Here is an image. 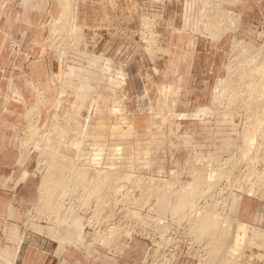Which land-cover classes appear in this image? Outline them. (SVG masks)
<instances>
[{
	"label": "rangeland",
	"instance_id": "1",
	"mask_svg": "<svg viewBox=\"0 0 264 264\" xmlns=\"http://www.w3.org/2000/svg\"><path fill=\"white\" fill-rule=\"evenodd\" d=\"M187 1L188 0H171V2L175 4L178 14L176 30L180 29L184 31V33L187 32V30H184V20L187 13L188 16L203 21L201 24V30H204L203 33H196L189 30L190 35L198 38L201 37L204 40L208 39L209 42H219L218 48L215 50V53H213V61L211 60L209 64L208 72L202 71L199 73L196 82L197 87L194 92L200 99H208V101L210 100L209 102L186 103L180 99L181 96L188 94L189 89L195 87L192 85L193 82H191L189 83L190 85L188 84V86L183 88L182 91L177 92L174 97L172 96L171 100L173 101L170 102L169 107H165L166 109L164 112H160L158 108L159 102L153 109L150 108L149 104L147 105L144 102L136 104L131 99L122 105H118L115 97L117 91L115 93L112 92L113 89H115L113 85H105L104 82L99 81L98 86H96L94 90L95 94H93L92 100H90L87 105L86 102H84L86 94L83 93L80 88L74 87V102H64L62 108H56L55 105V107L53 106V109L50 108L47 113V118L43 117L42 119H39V122L37 123L38 129L46 132L47 135L50 134V131H55L53 125L57 122V118L60 121H65L61 123V130L66 128L65 137H62V139L54 132L52 138L56 141L60 139L62 142L65 141L66 143H62L65 144V148H67V141L70 142L75 136L74 133L78 130V135L82 134L81 139L88 145H85L86 147H84L85 149L87 148V151L92 152V149L95 146L93 142L102 143L107 147L104 160L109 163L112 161L118 162L120 166V169L111 171L113 173L110 174L111 177L109 176L110 180L109 177H107L108 180H102V183H100V187L104 188V192L108 194L106 198L100 200L93 196L90 199L91 202L89 201L90 204L85 207L83 206V201L87 200H84L83 192L94 191L93 189L96 184L92 183L90 188L83 189L82 186L84 184L85 187V183L82 182L83 184L80 183L78 185L80 182L78 180L76 181L77 183L75 182L76 184H74L75 188H79L80 190L74 189L75 191L77 190L75 192L71 189V183L67 181L68 186L65 188L66 191L64 197L60 199L59 197H55L54 203L56 204L57 202L62 210H71L72 207L77 205L79 213H76V215L71 211H67L68 214L75 215L74 217L76 218L70 223L64 222L58 224L56 215L50 208V203L47 204L48 202L44 203V201L40 202L42 179L45 173L48 172L50 165L54 164V162H52V159L44 162L39 149L32 148L34 147V142L32 143L31 141V129L27 128V143L20 151L19 157L24 148L28 147L31 149L29 159L24 166L20 167L17 165L14 168L12 176L7 181L8 184L5 183L3 187L14 189L21 184L24 185L27 183L29 187L32 188V194H30V198L27 199L28 201L30 200L28 203L29 206L23 211L24 233H27V236L29 235V237L35 236L43 238L46 242L50 243V245L44 243L39 247L38 256L34 253L32 254L31 260L33 264H52L58 246V231L62 229L67 230L68 228L73 230L77 239H85L82 244L79 241L76 242L78 247L76 246L75 250L70 252L69 250H71L72 245L69 243H62L60 248L62 252L61 261L65 260L64 264H206L204 259L207 257V252L204 248L206 246L207 236L201 234L199 237L197 233L195 234L191 231L192 223L194 219L197 218V212L206 211L212 213L213 211L214 214L220 213L219 215H225V211L230 216L238 219L239 222H243L242 220H239L238 217L233 216L229 210L231 197L237 195L240 198L244 197L257 201H264V190L262 189L260 191L258 186L256 187V194L251 197L244 196L241 193L230 192L226 203V200H223L224 198L205 199L202 198V195L199 197V193L197 194L196 190L192 192L194 195L191 196V199L194 201V206L192 208L195 207V211L197 212H192V208L189 207L186 208V210H183L184 212L180 213L175 210L177 203L182 198L184 188L188 183L192 182L193 179L191 174V179L188 176L190 173L189 170L192 166L185 165L188 159H186V149H184L185 144L187 141H190L188 146L194 147L193 143L204 142L206 143V146L203 149L204 154L208 153L211 144L207 142L208 134H206V127L208 128L207 130H210L211 126H214L213 120H211L212 118L209 116L214 115L216 121L221 122L224 120V118L221 117L223 112H252L259 108L261 111L264 110V100L262 103L255 97L256 88H247L245 86L243 88L242 86L238 88L239 85H237L238 87H236L234 91L228 87V85L223 87L221 94L225 96L221 97V104L225 106L222 105L220 108H213V93L218 84V79L221 77L229 78V81L230 78L237 79L234 74L230 75V73H227L226 69V66L231 62L237 61L236 57H232L233 41L238 39L240 42L244 43L245 45L243 44V47H246L244 52L249 51L250 53H253L254 50L261 48L264 49V0H243V3L237 2L238 0L233 1H236L238 4L232 3V0H220L223 2L222 7H228L230 11L235 14L231 18L234 17L233 19H235V17H237L235 22H237L239 27L235 31L226 32L219 39L215 38V40L212 36H209L210 34L208 35L209 30L207 19L209 17L203 18L201 16L202 14H200V11L203 8L205 10H203V12H207L208 10L210 11L207 12L208 14L214 13L215 10L214 8L212 9L213 6L209 3H207V6L209 7L203 6V0H190V7L189 10H187ZM52 2L54 6L58 7V14L61 9V2L57 0H52ZM58 15L51 18V20H49L50 18L48 17L46 25V47L50 52V59L55 64H59L63 70V68H66L70 55L74 50H72L70 52L71 54L66 57V62L60 61L58 53L54 51V48H56L57 51L60 49L61 52L62 48L66 49L71 44L70 36L67 35L66 31L62 30L55 33V36H58L59 38L55 46H52L50 42L48 45V40L50 39V25ZM192 20L196 22V20ZM216 25L217 24H214L216 27L215 30L217 31L219 27ZM212 28L213 26L210 27V30ZM152 36H154V38L156 36L157 43L153 44L151 51H153V49L156 50L151 54L148 52L149 50L146 49L145 43L147 40H153ZM137 38L140 42L141 49L147 55L150 64H153L157 80L163 84L166 81V68L164 67V64L167 63L168 65L171 55L161 49V47L164 49L165 46L159 43L161 41V34L158 30L156 20L152 17L142 16L140 28L137 32ZM251 46L253 49H251ZM79 47L82 49L83 45L80 44ZM248 47L251 48L248 49ZM210 52L211 50H207V54ZM12 53L14 52L12 51ZM122 65L126 67L127 64L124 63ZM161 67H164V69L161 70ZM249 67L251 66H248L247 68ZM233 70H235L234 67ZM167 74L172 76L171 81L177 82L178 76L176 79H173L175 75L170 72H167ZM236 75L239 77L238 74ZM124 76L126 77V72L124 73ZM254 78V81L259 80L258 76H255ZM100 80H102L101 76ZM177 91L179 90L177 89ZM106 93H109L112 100L110 99L111 102H108L107 109L100 111L102 107L100 101L105 99ZM232 94H239V96H227ZM117 97H119V95ZM96 104L99 106H96ZM228 104H231L232 107L228 108ZM117 105L122 110L120 113L113 112L114 106ZM205 107H208L210 114H208L206 118L201 116V118H205L201 124V119H195L191 114ZM66 108L70 109L68 113ZM219 113L220 115H218ZM226 113H224V115ZM170 114H190V116L176 118L170 116ZM52 116L54 118L56 116V118L53 119ZM70 118H74L77 124L75 123V125L71 124L68 126L67 121ZM89 119H91L93 124H99L100 122L103 123L105 127L101 131V134L95 132V126L97 125L93 127L89 126L88 131L84 132L83 127H85V124L88 123L87 121ZM235 119L238 120L239 118L235 117ZM209 120L211 121L209 122ZM205 121L208 123L206 124ZM262 125H264V119L259 120V124H256L255 127H247L244 134L249 135V138L252 134H255L256 136V131L258 128H261ZM224 130L225 125H220V139L217 142L215 153L218 149L223 148L224 141L230 136V134H222ZM133 131L136 132L134 133ZM189 132L192 133L194 141L191 140ZM71 134L73 136H71ZM262 134L264 135V133ZM210 137L212 142H214L213 135H210ZM244 143L246 144V148H244L245 151L242 156L236 150H234L233 153L225 155V153L230 152L229 148L221 153L222 161L227 159L230 155L233 156V158H237L236 162L245 158H248V161L253 162L262 157L261 154H250L252 145L249 142ZM195 145L198 144L195 143ZM70 147L72 148V146ZM62 151L64 152L63 154L67 153L64 149H62ZM262 154L264 157V150L262 151ZM191 157H197L196 151L192 150ZM152 159L155 160V163H151ZM87 162V159L81 157V161L79 160L73 163L74 165L76 164L75 166L86 169V166L84 165ZM104 165L105 167H109L110 164ZM257 167H264V160L260 161L257 164ZM23 170H27L30 175L26 180L21 181L20 178ZM245 174L246 172L244 173V177ZM113 178L115 182L111 180ZM119 178H122L121 181H118ZM151 180L154 181L153 183L155 186H153ZM225 180L226 179L220 180L219 184H222ZM119 185H121V187H119ZM158 186L159 188L161 187L162 190L168 192L166 193L167 198H165L166 196L165 194L163 195L161 189H157ZM118 187L119 190L117 192L116 189ZM230 187V191L239 189V184L233 179ZM48 198L49 196L47 197V200ZM50 200L51 198L48 201L50 202ZM41 204L44 205L42 206L44 208L41 207ZM46 204L49 206L47 207ZM99 204H101V207L98 206ZM90 205L99 208L100 210L98 213L94 214L86 212V208ZM84 209L86 210L82 211ZM29 220H33L38 226L41 225L42 231L32 228ZM249 225L250 229L247 233V237L245 236V241L241 243V253L237 254L235 256L236 258L233 257L234 259L228 261L227 264H264V229L258 225ZM50 228L55 229L56 233H52V231L49 233ZM255 229L260 232V235L254 236L253 233ZM75 236H73V239H75ZM241 236H243V234ZM89 245L91 246V249L87 251ZM70 259L72 260L70 261ZM0 262L5 264L3 261Z\"/></svg>",
	"mask_w": 264,
	"mask_h": 264
},
{
	"label": "crops",
	"instance_id": "2",
	"mask_svg": "<svg viewBox=\"0 0 264 264\" xmlns=\"http://www.w3.org/2000/svg\"><path fill=\"white\" fill-rule=\"evenodd\" d=\"M189 7L190 0L187 10ZM0 10L6 15L0 21V261L33 264L32 254L38 256L39 247L50 243L24 233L23 211L29 206L27 199L32 188L27 183L14 189L3 187L14 168L24 166L29 159L27 147L20 157L19 153L27 143L31 118L35 116L38 122L39 118H47L50 108L53 109L59 99L60 108L64 102H74V87L86 94L87 105L102 81L104 57L108 58L110 68L105 81L114 77L120 81L115 95L118 105L131 99L136 104H149L153 109L162 98L163 86H172L180 92L191 82L195 87L180 99L186 103L207 102L208 99H200L194 92L197 77L202 71L208 72L219 42L190 35L189 30L203 33V21L187 13L184 20L187 32L176 30L178 14L171 0H78L73 24L84 31L83 48L70 53L69 62L62 70L50 59L46 47L48 17L51 20L59 14L52 0H0ZM142 16L156 20L161 34L159 43L171 55L168 65L164 64L166 81L163 84L157 80L153 64L137 38ZM13 40L17 42L14 53L9 45ZM207 50L211 52L207 54ZM124 63L126 67L122 65ZM167 72L175 75L173 79L178 76L177 82L171 81L172 76ZM52 78L57 85L51 84ZM110 99L112 97L106 93L105 99L100 101L102 110L107 109ZM229 210L239 220L264 229V201L233 195ZM74 234L69 228L58 231V246L52 264L65 262L61 261L62 243L72 245L70 252L75 250L76 242H84L85 238L79 240Z\"/></svg>",
	"mask_w": 264,
	"mask_h": 264
},
{
	"label": "bare ground",
	"instance_id": "3",
	"mask_svg": "<svg viewBox=\"0 0 264 264\" xmlns=\"http://www.w3.org/2000/svg\"><path fill=\"white\" fill-rule=\"evenodd\" d=\"M57 1L61 2V9H60V12H59V15L57 16V18L54 19L52 21V24L50 25V28H51L50 29V36H49L50 39L48 40V42H50V44L52 46H55L56 42L59 40L58 36H55V33H57L59 30L66 31L67 35L70 36V41H71V44L69 45V47L66 49L62 48L61 52H60V49H58L59 51H57V49L54 48L59 53V58L62 59V62H66V57L70 54V52L72 50H74V51L81 50L79 45L81 44L84 31H82L81 28H77L73 24L74 8H75V4L78 0H57ZM233 1L234 0H232V3H234V4H236L237 2L242 3V0H238L237 2L236 1L233 2ZM228 2H231V1H228ZM207 3H209L213 6L212 9L214 8V10H215L214 13L208 14L207 12H210L208 10H207V12H203V10H204V8H203L200 11L201 12L200 14H202L201 16L203 18L209 17L207 19L208 20V30H209L208 35L210 34L209 36H212L215 40V38L219 39L223 34H225L228 31H235L238 29L239 26L237 25V22H235L237 17H235V19H233L234 17L231 18L235 14L232 11H230V9L228 7H222V5H223L222 1H220V0H203L202 4H204L203 6H205V7H209V6H207ZM214 24H217L216 26L219 27L218 28L219 30L218 29H217V31L215 30L216 27L214 26ZM211 26H213V28L210 30ZM156 36H158V35H156ZM156 36H155V38H154V36H152V38L155 42L153 40H147L145 43L146 49H148L149 50L148 52H150L151 54L154 52V50H156V49H153V51H151L153 48V44L157 43ZM243 44L244 43L240 42V40H238V39H235L233 41L232 57H234V58L236 57L237 61L231 62L228 66H226V69H227V73H230V75L234 74L237 79L230 78V81L228 80L229 78L227 79L226 77L225 78L221 77L218 79V81H217L218 84L215 87L214 93H213V108H220L223 105V104H221V97L225 96V95H222L221 91H222V88L226 87L227 85L233 91L235 90L236 87H238L237 85H239L238 88H240L241 86H242V88L244 86L247 88L255 87L256 88L255 97L258 101H261L263 103V100H264V51L263 50L264 49L261 48L258 50H254L255 52L252 50L253 53H250L249 51L244 52V49L246 47H243ZM251 47H248V49H250ZM58 48H60V47H58ZM158 48H160V47H158ZM161 49L166 53L169 52L168 50L163 49L162 47H161ZM251 49H253V47ZM101 64H102L101 77L103 78L101 82H104L108 85H113V87L115 89H113L112 92L115 93L118 90L116 86L120 84V81L118 80V78H109L107 81H105L106 74H108L109 69H110L108 58L104 57V61ZM248 66H251V67L247 68ZM233 67L235 68V70H233ZM231 68L233 71L231 70ZM236 74H238L239 77H237ZM255 76H258L259 80L254 81L253 79H255L254 78ZM51 84L57 85L58 83L56 84L54 82V79L52 78ZM176 94H177V88H174L172 86H163V89L161 92L162 98L159 100V104H158L159 105L158 108H159L160 112H164L166 109L165 107L170 106V102L173 101V100H171V98H172V96L174 97ZM227 96L238 97L239 94H232V95H227ZM82 99H83V97H82ZM174 101H175V99H174ZM55 105H56V107H61V100L59 99L57 104H55ZM172 105H173V103H172ZM228 105H229L228 108L232 107L231 104H228ZM96 106H99V105L96 104ZM223 106H225V105H223ZM226 107H227V105H226ZM263 107H264V104H263ZM73 109H75V108H73ZM100 111H102V109ZM121 111L122 110L119 108L118 105L114 106V108H113L114 113H120ZM227 113L229 114V112H227ZM208 114H210V110L208 109V107H205V108H201L198 111L192 113L191 116L194 117L195 119H198V120L199 119L204 120ZM156 115H159V114H156ZM56 116H55V118H56ZM170 116H174L176 118H183L184 116H186V117L190 116V114L189 115L188 114H175V115L170 114ZM201 116H204L205 118L202 117L203 118L202 119ZM34 117L35 116H33L30 120L31 121L30 129H31V134H32L31 135L32 136L31 141H32V143L34 142V147H32V148L39 149V151L41 153V157H43V159H44L43 160L44 162H47V160H51V159H52V162H54V164L50 165V167L48 166L49 167L48 172L45 173V175L42 179V184H41V188H40V202L44 201V203L45 202H48L47 204L50 203V206H51L50 208H51L52 212L56 215L58 224H61L64 222L70 223L76 219L74 217L76 215V213H79V211H78L79 209H78L77 205H75V207H72L71 210H65L64 209L65 210L64 211L61 209V207H59L57 202H56V204L54 203L55 197H57V198L59 197V199L64 197V195H65L64 193L66 191L65 188L68 186L67 181L71 183V186H72L71 189L72 190L77 189V188H75V184L77 183L76 181H78V180L80 181L78 183V185L82 182L85 183V187H84V184L82 183L83 189L90 188L92 183L96 184L94 186V189L92 188L94 190L92 192H83L81 190L84 194V200L85 199L87 200V201H83V206L84 207L88 206V204H90L89 201L93 196L97 197V199L99 198L100 200H102L103 198H106V196L108 194L106 192H104V188L100 187V183H102V180H104V181L108 180L107 177H109L110 174L113 173V172H111L112 170L120 169L119 163L114 162V161L109 163V162L104 160V156L106 155V151H107L106 148L107 147H105L102 143L100 144L97 142H93L95 146L93 147L92 152L87 151L86 150L87 148L86 149L84 148V147H86L85 145H87V144L85 143V141H83L81 139L82 134L78 135L77 129H76L77 133L76 132L74 133L75 136L71 139V141L68 142L66 140L68 144L66 145L67 148H65L64 147L65 144H62V143H66L65 141L62 142L61 139L58 141L52 139L54 132L56 134H58L61 138L65 137V134H66L65 129L66 128L61 130L62 129L61 123L65 122V121L61 120L62 121L61 122L57 118V120H56L57 122L53 125L55 131L52 130V131H50V134L47 135L46 132L40 131L38 129V126H37L38 121H36V119ZM55 118L53 117V119H55ZM52 122H53V120H52ZM87 122L88 123L85 124V127H83L84 132L88 131L89 126L93 127V126L97 125V126H95V128H96L95 132L101 134V131L105 127L102 122H100L99 124L98 123L93 124L91 122V119H89ZM75 123L77 124V122L75 121L74 118H70L67 121L68 126L71 124L75 125ZM71 136H73V135L71 134ZM241 138L243 139V142H249L251 145L256 140L255 134H252V136L250 138H249V135L243 134L241 136ZM189 143H190V141H187L186 145L188 146ZM234 143H235V139L234 138L232 139L231 136H228V139L224 141L223 148L218 149V151L216 152V155L220 160L219 163H221V161H222V154L221 153H223L225 150H228L230 148L229 154L233 153V151L235 150V148L233 147ZM70 146H72V148ZM27 149L30 153L31 149L28 147H27ZM62 149H64L65 152H67V153L63 154L64 152L62 151ZM90 150H91V148H90ZM81 157L83 159L88 160V162L84 165V166H86V169H82V167L75 166L76 164L74 165V163H73L75 161H79V160L81 161ZM209 157H212V156H209ZM210 161H212V158L208 159L204 155H200V157H196V158L195 157L192 158L191 156H190V158L188 157L185 165L186 166H189V165L192 166V168L189 170V172L193 176V179H192V182L188 183V185L184 188L182 198L179 200V202L177 203V206L175 207V210L178 213L184 212L183 210H186V208H188V207L192 208L194 206L193 205L194 201H192V199H191V196L194 195V194H192L193 191L197 190V194L199 193L198 196L203 195L206 192V190H211L214 187V184L219 183L220 180H222V179L228 178V175L226 174L225 170L218 169L217 170L218 172H215V174H214L213 170L210 168ZM234 161L236 162L237 158H233V156L230 155L227 158V161L224 162V164L231 163V165L233 167H235L236 163ZM104 164H106V165L110 164L109 165L110 168L105 167ZM117 166H119V167H117ZM186 171H188V170H186ZM237 173L241 174L240 172H237ZM29 175L30 174L28 171L23 170L20 180L21 181L26 180ZM120 176H121V174H120ZM110 177H109V180H110ZM114 178H115V176H114ZM114 178L111 180L115 182ZM121 179L122 178H119L118 181L119 180L121 181ZM244 179H245V181H248L247 180V174H245ZM151 181H152V183L154 182L153 180H151ZM219 185H221V184H219ZM153 186H155L154 183H153ZM115 187H117V186H115ZM119 187H121V185H119ZM119 187L116 189L117 192L119 190ZM238 188L240 190H242V189L244 190L243 185H239ZM248 188H249V190H247L246 192H252V188L251 187H248ZM157 189H161V187L159 188V186H158ZM90 191H91V189H90ZM161 191H162L163 195L165 194V196H166V193H168L166 190L161 189ZM151 195H152V193H151ZM48 196H49L48 200L51 198L50 202L47 200ZM165 198H167V196ZM227 198L228 197L223 199V200H226L225 203L228 201ZM45 200H47V201H45ZM100 205L101 204H99L98 206L101 207ZM42 206H44V205L41 204V207ZM48 206L49 205H47V207ZM42 208H44V207H42ZM105 209H107V208H105ZM85 210L86 209H84L82 211H85ZM99 210H100L99 208L92 206L90 208V213L96 214V213H98ZM195 210H196L195 207L191 209L192 212ZM67 211H71L75 215H71L70 213L68 214ZM195 212H197V211H195ZM219 214H214L213 211H212V213H209L206 211H200V212H197V218H195L193 223H192V228H191L192 232H194L195 234L197 233L199 237L201 234H203L204 236H207L206 237L207 242L205 244L207 247L205 246V248H204V249H206V252H207L206 253L207 257L204 259L206 261V264H227L228 261L233 260L234 259L233 257H235L237 254L241 253V250H240L241 243H243L245 241V236L247 237V233L250 229L249 224H247L245 222H239L238 219H235L234 217L230 216L225 211H224L225 215H219ZM29 221L31 223L30 226L32 228H35L38 231H42L41 225H39V226L36 225L33 220H29ZM229 229H231L232 231ZM51 231H52V233H56V230L53 228H50L49 233ZM242 234H243V236H241ZM253 234H254V236H257V235H260V232L255 229ZM204 236H203V238H204ZM203 238H201V239H203ZM119 246H120V244H119ZM17 249H16V251H18ZM87 249H88L87 251H89L91 249V246L89 245ZM0 264H3V263L0 262Z\"/></svg>",
	"mask_w": 264,
	"mask_h": 264
},
{
	"label": "built area",
	"instance_id": "4",
	"mask_svg": "<svg viewBox=\"0 0 264 264\" xmlns=\"http://www.w3.org/2000/svg\"><path fill=\"white\" fill-rule=\"evenodd\" d=\"M19 1V0H16ZM5 16V13L0 10V21L3 19ZM10 48L14 52L17 47V42L16 41H11L10 42ZM49 45V42H48ZM54 51H56L54 49ZM57 52V51H56ZM58 53V52H57ZM59 57V53H58ZM60 61L62 62V59L60 58ZM225 112L222 113L221 117L224 118L223 121L219 122L216 121L214 115H210L213 120L214 126H211L210 130H207L208 128L206 127V131L208 134V141L211 146L209 147L208 153L204 154V147L206 146V143L201 142L197 143L198 145L194 144V147H189L185 144L186 149V159L191 156L192 150L196 151L197 157L200 155H204L206 158L211 159L210 161V168L213 170L214 174L215 172H218L217 170H225L226 174L228 175V178L219 185V183L214 184V187L211 190H206V192L202 195V198H211V199H222L228 197L230 192H236V193H241L242 195H246L248 197L254 196L256 194V187L258 186L259 190L261 191L262 189L264 190V167H257V164L264 160L262 151L264 150V125H262L261 128H258L256 131V140L251 146L250 154L256 155V154H261L262 157L257 159L256 161H248V158L245 159H240L235 167L231 165V163L224 164L227 159H224L222 163H219V158L217 157L215 150L217 149V142L220 139V125H225V130L222 132V134L228 135L232 137V139H235V143L233 144V147L239 154L242 156L243 152L245 151L244 148H246V144L243 142V139L241 136L244 134L245 130L247 127L253 126L255 127L256 124H259V120L264 119V110L261 111L259 108L258 110H254L252 112H229V114L224 115ZM220 115V113L218 114ZM244 115V116H243ZM208 117V118H209ZM235 117H238L239 119L236 120ZM209 120V122L211 121ZM201 124L203 120H200ZM208 121V119H207ZM205 121L207 124L208 122ZM210 135H213L214 137V142H212ZM189 136L191 140H193V135L192 133L189 132ZM194 141V140H193ZM235 151V152H236ZM229 152L225 153V155H228ZM212 156V157H209ZM151 163H155V160L152 159ZM152 166V165H151ZM240 172L241 174L237 173ZM246 172L247 174V180L245 181L244 179V173ZM239 174V175H238ZM190 179L192 176L190 173L188 174ZM235 179L239 185H243L244 190L240 189H234L230 191V185H232V180ZM212 180V179H211ZM256 184V185H255ZM248 187L252 188L251 193H247L246 191L249 190ZM200 197V196H199ZM92 206L90 205L87 209L86 212H90V208ZM200 207V206H199Z\"/></svg>",
	"mask_w": 264,
	"mask_h": 264
}]
</instances>
